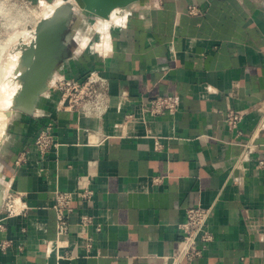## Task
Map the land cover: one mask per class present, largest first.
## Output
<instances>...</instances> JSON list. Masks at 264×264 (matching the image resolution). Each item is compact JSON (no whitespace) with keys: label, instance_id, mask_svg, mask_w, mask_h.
<instances>
[{"label":"crops","instance_id":"1","mask_svg":"<svg viewBox=\"0 0 264 264\" xmlns=\"http://www.w3.org/2000/svg\"><path fill=\"white\" fill-rule=\"evenodd\" d=\"M93 20L74 46L67 38L51 88L97 70L110 79L109 109L87 118L54 91L10 124L5 197L23 194L28 209L1 230L13 246L0 264H172L178 225L199 205L212 207L213 239L180 264H264V0H133ZM156 96L177 110L151 115ZM230 108L246 112L240 135L226 124ZM48 124L59 146L41 155L35 139ZM236 139L257 146L248 153ZM84 179L95 196L73 202L59 236L55 192Z\"/></svg>","mask_w":264,"mask_h":264},{"label":"built area","instance_id":"2","mask_svg":"<svg viewBox=\"0 0 264 264\" xmlns=\"http://www.w3.org/2000/svg\"><path fill=\"white\" fill-rule=\"evenodd\" d=\"M200 10L196 6H191L189 12L197 14ZM55 92L59 94L61 106L68 110L77 111L80 115L87 118L102 119L109 109L110 98V79L102 75L97 70L90 71L85 78L76 79L62 77L57 80ZM178 108L177 100L171 96H156L149 100V106L145 108L151 115L156 116L163 112H174ZM259 130H264V107ZM246 115L244 110L230 108L226 118V124L232 131L236 130L237 135L241 134L239 125ZM135 115L129 113L126 120L134 119ZM244 149L252 152L256 144L252 139L241 140ZM59 143L55 138L52 124L45 126L35 139V147L41 155L47 154L53 148L58 147ZM24 159V158H23ZM21 161V160H19ZM260 166L264 161H259ZM95 196V190L91 186L90 179H84L75 191L57 189L55 192V203L53 208L56 211L57 230L59 236H64L70 231L69 214L74 210L73 202L80 201L82 204L90 202ZM28 206L23 194L9 190L0 207V232L6 225L7 219L25 214ZM212 207L194 206L186 210V218L178 225V229L183 238L181 252L172 256V264H180L184 260L193 261L202 256L204 247L213 239V234L209 229V218ZM84 223L92 222V217L83 215ZM13 246L11 239H0V250L7 251ZM9 264V263H7Z\"/></svg>","mask_w":264,"mask_h":264},{"label":"rangeland","instance_id":"3","mask_svg":"<svg viewBox=\"0 0 264 264\" xmlns=\"http://www.w3.org/2000/svg\"><path fill=\"white\" fill-rule=\"evenodd\" d=\"M58 1L64 2V4L55 9L54 5ZM78 4V0H0V89H3L0 91L2 93V95L0 93V97L4 96L6 90L13 93L14 86L23 84L24 80L21 81L22 83L16 81L17 77L23 73L24 66L21 65V60L33 57L32 44L37 29L46 20H51L56 14L59 15L60 12H64L62 16L64 15L67 19L61 39L66 42L67 38H70L72 42L69 46L75 45V39L77 40L79 32H82L85 26H90L93 23L91 20H95L97 17L82 12ZM56 71L55 68L46 85L41 89L40 96L54 92L57 81H55L53 88H51V83H53ZM6 85L9 88H6ZM18 95H21V89ZM37 100L34 104L32 101H25L21 104H7L3 100L0 101V148L5 141L10 124L19 115L27 114L25 109L31 108L28 111H34ZM0 186L1 193L4 195L2 202H4L6 192L2 182L1 170Z\"/></svg>","mask_w":264,"mask_h":264},{"label":"water","instance_id":"4","mask_svg":"<svg viewBox=\"0 0 264 264\" xmlns=\"http://www.w3.org/2000/svg\"><path fill=\"white\" fill-rule=\"evenodd\" d=\"M133 0H78L81 7L86 8L92 15L107 17L108 14L119 6L129 5ZM60 12L51 20H46L37 29L36 37L32 44L33 58L28 66L21 87V95L26 101L33 104L40 96L41 89L53 74L58 63L66 53L67 43L63 42L61 35L66 26V17ZM26 112L31 113L25 109Z\"/></svg>","mask_w":264,"mask_h":264},{"label":"bare ground","instance_id":"5","mask_svg":"<svg viewBox=\"0 0 264 264\" xmlns=\"http://www.w3.org/2000/svg\"><path fill=\"white\" fill-rule=\"evenodd\" d=\"M72 3H73V1H72ZM63 4H64V2H56L55 3V5H54V7H55V9H58L59 7H62L63 6ZM79 5V4H78ZM49 8V7H48ZM80 8H81V10H82V12H85V13H89V14H92V13H90L86 8H83V7H81L80 6ZM33 58V57H32ZM32 58H23L22 60H21V65H23L24 66V68H23V73H22V75H19L18 77H17V79H16V81L19 83H22L21 81L22 80H24V76H25V74H26V72H27V69H28V66L30 65V63H31V60H32ZM21 84H18V85H16V86H14V89H13V93L11 92V91H7L6 90V93L4 94V96L3 97H0V99L2 98V100H3V102L4 103H7V104H12V103H14V104H21L22 102H25L26 100L24 99V98H21V97H19V91H20V89H21ZM4 87V86H3ZM11 87V86H10ZM6 88H9V86L7 87V85H6ZM3 89L1 88L0 89V91H2ZM1 93V92H0ZM12 93V94H11ZM1 95H2V93H1ZM0 95V96H1ZM12 95V96H11ZM2 100H0V101H2ZM29 109H31V108H29ZM29 109H27V110H29ZM2 192V190H1V186H0V203L2 202V200H3V197H4V195H3V193H1Z\"/></svg>","mask_w":264,"mask_h":264}]
</instances>
